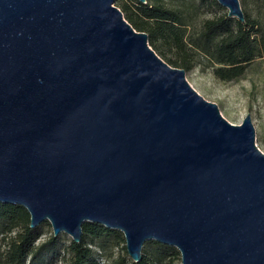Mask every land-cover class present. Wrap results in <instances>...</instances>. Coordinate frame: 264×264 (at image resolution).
<instances>
[{
  "label": "water",
  "instance_id": "1",
  "mask_svg": "<svg viewBox=\"0 0 264 264\" xmlns=\"http://www.w3.org/2000/svg\"><path fill=\"white\" fill-rule=\"evenodd\" d=\"M115 2L0 0V201L76 242L85 221L121 230L134 261L157 240L182 264H264L251 114L229 121Z\"/></svg>",
  "mask_w": 264,
  "mask_h": 264
},
{
  "label": "trees",
  "instance_id": "2",
  "mask_svg": "<svg viewBox=\"0 0 264 264\" xmlns=\"http://www.w3.org/2000/svg\"><path fill=\"white\" fill-rule=\"evenodd\" d=\"M201 1L206 2L207 0ZM212 1L218 7L224 8L218 0ZM116 3L135 28L148 33L150 44L160 56L166 58L168 63L171 61L186 70L190 68L189 59L172 60L162 49L163 44H170L179 49L180 47L174 44L173 39L183 41L175 27L178 24L184 25V20L176 10L151 3L149 0L146 2L116 0ZM200 38L201 45L209 47V49H205V53L221 63L214 69L222 79L236 80L242 77L248 65L257 57L264 55V26L258 18H251L246 14L244 21L238 17L229 16L227 12L207 19ZM158 40H161V44L157 43ZM30 223V213L25 206L0 201L1 239L6 240L10 233L16 231L15 237L13 236L7 241L6 250L0 251V264H42L44 251L57 250L60 236L52 234L47 240L38 241L43 233L42 225L50 224V222H42L37 227H31ZM18 228L21 230H17ZM106 237L125 241L121 230L109 228L101 223L85 221L81 241L76 242L71 238L70 243L66 246V250L71 253V256L65 264H100L92 246L95 244L106 245L104 242L102 243L107 240ZM173 251L179 253L175 246L150 240L146 242L140 261L127 262L123 258L116 264H155L156 260L172 254Z\"/></svg>",
  "mask_w": 264,
  "mask_h": 264
},
{
  "label": "rangeland",
  "instance_id": "3",
  "mask_svg": "<svg viewBox=\"0 0 264 264\" xmlns=\"http://www.w3.org/2000/svg\"><path fill=\"white\" fill-rule=\"evenodd\" d=\"M149 1L176 10L184 20V25L178 24L175 27L183 41L177 39H173L175 42L172 41L180 48L177 49L176 46L163 44L162 49L167 56L175 61H181L182 58L189 59L190 68L186 70L187 79L207 99L217 102L222 114L229 121L242 123L246 115L251 114L256 128V143L264 151V55L257 57L250 63L242 77L236 80H228L222 79L215 73L214 68L220 66L221 63L205 53V49H209V47L201 45L200 34L204 30L206 20L225 12L228 13V8L224 6V8H220L212 0L206 2L201 0ZM240 2L244 13L251 18H258L264 26V0H240ZM157 43L161 44V40H158ZM163 59L167 61L166 58ZM169 62L171 65L176 66L175 63ZM17 230H21V228ZM42 230L43 233L38 240L39 242L47 240L52 234L54 235L51 223H44ZM15 235L16 231L10 233L6 240L1 239L2 236H0V251L6 250L7 241ZM57 236H60L57 250L44 251L42 264H65L70 259L71 253L66 250V246L70 243L72 236L65 232H61ZM106 239L108 240H106L107 243L102 241L106 245L99 246L95 244L92 246L100 264H116V262L122 261L123 258L127 262L133 261L127 250L126 240H117L114 237H106ZM154 263L182 264V256L180 251L179 253L173 251L172 254L166 255Z\"/></svg>",
  "mask_w": 264,
  "mask_h": 264
},
{
  "label": "bare ground",
  "instance_id": "4",
  "mask_svg": "<svg viewBox=\"0 0 264 264\" xmlns=\"http://www.w3.org/2000/svg\"><path fill=\"white\" fill-rule=\"evenodd\" d=\"M252 117V116H251Z\"/></svg>",
  "mask_w": 264,
  "mask_h": 264
}]
</instances>
